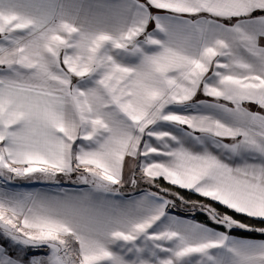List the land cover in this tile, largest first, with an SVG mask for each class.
<instances>
[{
	"label": "snow or ice",
	"instance_id": "1",
	"mask_svg": "<svg viewBox=\"0 0 264 264\" xmlns=\"http://www.w3.org/2000/svg\"><path fill=\"white\" fill-rule=\"evenodd\" d=\"M0 264H264V0H0Z\"/></svg>",
	"mask_w": 264,
	"mask_h": 264
},
{
	"label": "trees",
	"instance_id": "2",
	"mask_svg": "<svg viewBox=\"0 0 264 264\" xmlns=\"http://www.w3.org/2000/svg\"><path fill=\"white\" fill-rule=\"evenodd\" d=\"M194 198H198V197H194ZM197 219L200 220V219H203V217H199V216H198Z\"/></svg>",
	"mask_w": 264,
	"mask_h": 264
}]
</instances>
